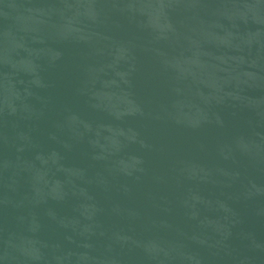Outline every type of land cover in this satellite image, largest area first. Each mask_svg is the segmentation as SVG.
Segmentation results:
<instances>
[{
  "label": "water",
  "instance_id": "water-1",
  "mask_svg": "<svg viewBox=\"0 0 264 264\" xmlns=\"http://www.w3.org/2000/svg\"><path fill=\"white\" fill-rule=\"evenodd\" d=\"M0 264H264V0H0Z\"/></svg>",
  "mask_w": 264,
  "mask_h": 264
}]
</instances>
